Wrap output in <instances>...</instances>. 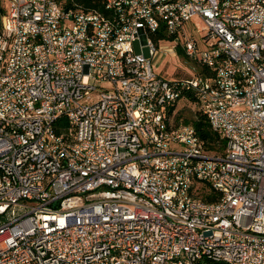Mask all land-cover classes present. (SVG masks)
<instances>
[{"label":"built area","instance_id":"obj_1","mask_svg":"<svg viewBox=\"0 0 264 264\" xmlns=\"http://www.w3.org/2000/svg\"><path fill=\"white\" fill-rule=\"evenodd\" d=\"M104 1L0 0V264H264V0ZM162 42L214 74L165 80Z\"/></svg>","mask_w":264,"mask_h":264},{"label":"trees","instance_id":"obj_2","mask_svg":"<svg viewBox=\"0 0 264 264\" xmlns=\"http://www.w3.org/2000/svg\"><path fill=\"white\" fill-rule=\"evenodd\" d=\"M76 3L81 6L85 11H103L105 1L104 0H75ZM150 38L157 42L159 40H172L171 38H167L162 34V31H158L157 33L150 34ZM177 55H180L181 57L187 59L184 52L181 48H177L176 51ZM195 67L197 69V72L201 75H205L208 77H212L214 72L202 65H199L195 63ZM171 113V111H170ZM178 119V118H177ZM183 124H188L194 127L197 135L201 138V140L204 142V148L207 152L213 153V154H223L226 148V142L224 139L220 138L210 127V124L208 122V119L197 112L195 114V117L191 121H185ZM197 196L201 198L203 201L208 203H214L218 201L220 198L219 194L211 190L208 186H202ZM207 264H224V263H218V262H207Z\"/></svg>","mask_w":264,"mask_h":264},{"label":"rangeland","instance_id":"obj_3","mask_svg":"<svg viewBox=\"0 0 264 264\" xmlns=\"http://www.w3.org/2000/svg\"><path fill=\"white\" fill-rule=\"evenodd\" d=\"M187 30L193 34L194 38H200V33L194 27L193 23L187 25ZM135 52H140V41H136L134 44ZM176 46L173 42H162L159 47V53L153 60V69L162 78L168 81H173L175 79H187L195 71H197L194 62L181 57L180 55H168L161 56L160 52L163 50L173 49ZM143 53L148 57V49L144 48ZM197 107L193 103H188L185 101H180L176 107L175 114L173 116L174 123L185 121H191L195 114L197 113ZM178 118V119H177ZM172 123V120H171Z\"/></svg>","mask_w":264,"mask_h":264},{"label":"bare ground","instance_id":"obj_4","mask_svg":"<svg viewBox=\"0 0 264 264\" xmlns=\"http://www.w3.org/2000/svg\"><path fill=\"white\" fill-rule=\"evenodd\" d=\"M235 4H242V0H235ZM231 66H233L234 76H241V66L238 57L231 56ZM240 87H246V92L256 91V82H249L247 84V79H240ZM246 113V104H235L231 108V115L233 116H242ZM231 264H237L236 261H231ZM254 264V263H246Z\"/></svg>","mask_w":264,"mask_h":264}]
</instances>
